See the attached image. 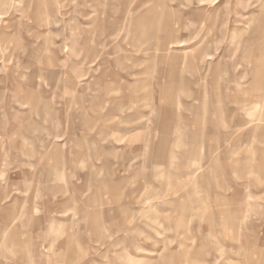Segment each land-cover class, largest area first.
Wrapping results in <instances>:
<instances>
[{
  "label": "rangeland",
  "instance_id": "rangeland-1",
  "mask_svg": "<svg viewBox=\"0 0 264 264\" xmlns=\"http://www.w3.org/2000/svg\"><path fill=\"white\" fill-rule=\"evenodd\" d=\"M255 127L264 0H0V264H264Z\"/></svg>",
  "mask_w": 264,
  "mask_h": 264
},
{
  "label": "crops",
  "instance_id": "crops-1",
  "mask_svg": "<svg viewBox=\"0 0 264 264\" xmlns=\"http://www.w3.org/2000/svg\"><path fill=\"white\" fill-rule=\"evenodd\" d=\"M208 106H207V104H203V108H207ZM221 107H220V105H219V103H218V105L216 106V112L218 113V114H220L221 113ZM178 120V122H176V123H179V122H181L182 120L181 119H177ZM178 126V125H177ZM211 127H212V125H210ZM257 130H259V131H261L262 130V132H264V129H263V127H255ZM255 129V130H256ZM256 132V131H255ZM178 141V140H177ZM179 142V141H178ZM174 157V155H173V153H171L170 155H169V159H172ZM213 167H214V170L216 171V169H217V164L216 163H213ZM216 168V169H215ZM257 168H260V166H257Z\"/></svg>",
  "mask_w": 264,
  "mask_h": 264
}]
</instances>
